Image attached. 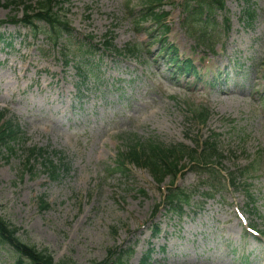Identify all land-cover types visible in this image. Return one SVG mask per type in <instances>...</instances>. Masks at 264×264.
I'll return each instance as SVG.
<instances>
[{
  "label": "rangeland",
  "instance_id": "rangeland-1",
  "mask_svg": "<svg viewBox=\"0 0 264 264\" xmlns=\"http://www.w3.org/2000/svg\"><path fill=\"white\" fill-rule=\"evenodd\" d=\"M164 1L159 11L169 18L160 25L143 18L149 0H69L72 40L54 48L44 33L8 23L24 17L30 0H0V33L11 43L0 42V125L22 132L14 153L0 149V217L56 264L112 261L127 249L134 255L126 264L146 256L151 264H264V0H251V22L243 0H225L227 13H215L202 43L190 36L184 8L192 0ZM110 33L118 50L135 52L107 51ZM88 39L94 51L78 54ZM189 62L196 73L187 75L180 67ZM203 109L205 124L197 120ZM212 139L218 160L185 163L162 185L121 165L130 148L150 141L197 151ZM32 148L59 153L52 158L70 171L54 180L42 159L25 168ZM170 187L190 198L181 217L163 201ZM16 263L1 246L0 264Z\"/></svg>",
  "mask_w": 264,
  "mask_h": 264
},
{
  "label": "trees",
  "instance_id": "trees-1",
  "mask_svg": "<svg viewBox=\"0 0 264 264\" xmlns=\"http://www.w3.org/2000/svg\"><path fill=\"white\" fill-rule=\"evenodd\" d=\"M161 0H152V3ZM246 3H250V0H245ZM69 3V0H37L35 7L33 4L25 5L23 8L25 10V18L20 23L24 27L31 28L33 30H38V24H45L47 30L43 33L46 35L51 44L57 45L64 37H70L72 34L69 22L65 20L66 10L64 6ZM17 4V3H16ZM201 9L204 11H214L217 7L220 10H224V2L222 0L211 1V0H201ZM253 11L247 10L246 16L249 20L253 18ZM159 19L156 14L152 15V19ZM205 21V20H204ZM203 23H206L203 22ZM207 24V23H206ZM39 31V30H38ZM2 37L0 35V41ZM104 45L111 49L113 48L112 43L106 40ZM86 47L93 49V45L88 43ZM117 52V50H116ZM82 78V77H81ZM80 78V79H81ZM4 118V114L0 113V122ZM20 131L12 126L10 123L2 125L0 128V149L7 148L10 153L14 152L13 145L20 141ZM215 150V149H213ZM46 152L41 149L29 150V154L26 159V165L30 166V162L34 158L43 157ZM47 154V153H46ZM187 154V155H186ZM128 161L130 164H135L138 167H143L148 169L152 175L155 177L159 184L162 183L163 179L169 175H178L182 170V161L188 156L192 158V155L188 153H183L176 149L169 148H154L151 149V156L139 155L136 150L131 151L129 154ZM216 157V150L213 155L209 156V159ZM207 159H203V162ZM45 166L49 169L52 178H58L59 167L54 164L52 159L46 158L44 160ZM68 170V168H64ZM170 207L176 212H181L183 208L184 200L176 198L175 200H169ZM43 208H47V205H42ZM178 208V210H177ZM18 230L9 225L5 220L0 218V240L8 243L13 250L18 255L17 264H56L48 251H38L35 247L24 244L17 237ZM113 254V253H112ZM132 252H121L117 257L118 264H125L126 260L130 258ZM100 264V263H91ZM110 264V262L102 263Z\"/></svg>",
  "mask_w": 264,
  "mask_h": 264
},
{
  "label": "bare ground",
  "instance_id": "bare-ground-1",
  "mask_svg": "<svg viewBox=\"0 0 264 264\" xmlns=\"http://www.w3.org/2000/svg\"><path fill=\"white\" fill-rule=\"evenodd\" d=\"M233 93L229 91V89L227 91H224L223 92V96H230L232 95Z\"/></svg>",
  "mask_w": 264,
  "mask_h": 264
}]
</instances>
